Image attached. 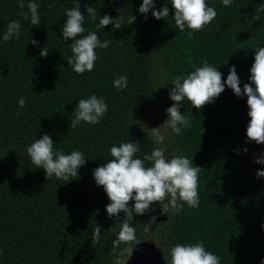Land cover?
<instances>
[{"label":"trees","instance_id":"1","mask_svg":"<svg viewBox=\"0 0 264 264\" xmlns=\"http://www.w3.org/2000/svg\"><path fill=\"white\" fill-rule=\"evenodd\" d=\"M29 2L24 0L20 9L19 0H0V264H113L112 241L125 214L119 220L108 217L110 201L103 186L96 185L93 170L112 159L113 144L140 141L139 158L157 147L135 120L149 107L158 78L168 88L169 107L175 103L169 98L172 80L205 61L222 72L224 81L235 65L241 88L250 82L256 48L264 47V0H233L230 7L222 0H206L218 15L204 31L191 35L176 27L171 0H156L147 14L139 13L143 0H79L81 11L86 6L97 11L95 20L84 12L85 28L96 31L101 41H111L107 49L96 50L101 59L95 70L83 75L69 65L72 39L62 35L65 10L75 6L74 0H34L39 26L30 22ZM165 4L168 19H155L152 12ZM118 9L125 23L121 29L96 27L104 14L117 17ZM132 15L136 20L127 25ZM14 20L21 24L20 38L3 41ZM32 39L39 44H31ZM44 47L47 57L40 55ZM121 75L128 77L122 91L113 86ZM92 95L108 105L103 120L70 128L79 99ZM248 111L247 96L237 97L227 86L202 109L190 101L181 104L191 125L172 137L193 166L201 167L200 206L185 204L179 212H169L166 222L149 225L147 233L143 229L155 212L134 214L131 223L141 238L134 251L144 256L160 249L165 257L177 243L202 241L221 258L220 264H261L264 177L257 178L256 172L264 164L255 160L264 155V144L247 141ZM43 134L52 137L56 150L84 153L87 163L79 175L66 182L36 169L27 147ZM97 225L100 241L92 245ZM162 233L158 246L154 241Z\"/></svg>","mask_w":264,"mask_h":264},{"label":"clouds","instance_id":"2","mask_svg":"<svg viewBox=\"0 0 264 264\" xmlns=\"http://www.w3.org/2000/svg\"><path fill=\"white\" fill-rule=\"evenodd\" d=\"M156 0H143L139 7L140 14H147L155 9ZM223 5L230 7L233 0H222ZM75 6L65 10L67 17L62 28L65 40L72 39V57L68 60L69 65L75 73L83 75L85 72L95 70V62L101 57L97 49H107L110 40L101 41L96 31H88L85 28V15L95 20L97 11L94 7L86 6L81 11L79 0H74ZM172 8L175 9L172 16L176 27L180 32L189 29L192 32L204 31L217 17L216 9L206 0H171ZM24 0H19V8L24 9ZM30 11V22L33 26H39L41 17L39 5L32 0L27 4ZM119 15L115 18L104 14L99 20L97 28H105L112 25L114 29H121L124 23L122 9H118ZM169 7L165 4L161 9L152 12L155 19H168ZM24 19H29L27 13L21 11ZM136 16L132 15L127 25H132ZM21 24L19 21H11L3 34V41L20 38ZM87 32V34H85ZM38 45L39 41H29ZM28 42V43H29ZM42 57L49 55L47 47L40 51ZM250 82L244 83L241 88V80L236 66L232 65L226 81L223 74L207 61L202 66L186 76L181 74L172 80L173 88L169 91V98L174 101L166 109L168 118L162 125L149 129L144 122L140 123L151 142L154 145H163L165 132L179 135L182 129L191 125L190 119L181 112V104L190 101L192 107L202 109L209 103H213L224 91L225 87L232 89L237 97L247 96L248 113L250 117L247 126V141L249 143L264 144V47L256 48L254 63L250 68ZM255 87H254V86ZM118 90H124L128 86V77L121 75L113 82ZM21 108L26 106L23 97L19 100ZM108 111V105L103 97L92 95L88 98L79 99L74 111V119L70 120V128H76L81 122L88 124H99ZM134 124V123H133ZM140 141L134 140L121 142L118 146L113 144L110 148L112 159L103 163L93 170V178L97 186H103L110 201L106 205L109 218L120 219L123 212L124 219L119 225L116 238L112 241L113 264H128L136 245L141 243L137 228L131 223L133 215L143 216L145 213L155 212L152 207L158 203L163 213L179 212L185 204L190 208L200 206L199 176L201 167L193 166L192 160L186 156L170 152L166 155V147H154L150 154L139 158L137 154L141 151ZM239 154V149L235 150ZM248 151L247 148L244 149ZM27 154L36 169L43 168L46 178L53 176L58 180L70 181L71 177L79 175V168L87 163L84 153L73 150L65 154L62 150H56L55 141L48 134H43L27 147ZM171 157V158H169ZM147 162V163H146ZM257 164H264V155L256 157ZM257 178L264 177V170H257ZM134 201V204H130ZM156 223V216L152 215L147 221L144 232L147 233L148 226ZM101 228L97 225L91 237L92 245L99 243ZM167 264H220L221 258L207 250L202 241L192 244L177 243L169 249L164 257ZM264 264V260L261 261Z\"/></svg>","mask_w":264,"mask_h":264},{"label":"rangeland","instance_id":"3","mask_svg":"<svg viewBox=\"0 0 264 264\" xmlns=\"http://www.w3.org/2000/svg\"><path fill=\"white\" fill-rule=\"evenodd\" d=\"M168 107H169L168 88L166 86V83L162 82L161 78H158L157 81L155 82L153 97L149 107L145 111L139 113L136 116V120L139 122L146 123L149 129L156 128L162 125L163 122L168 118V114L166 112V109ZM137 125L141 127L140 123H137ZM161 130L165 132V141L163 145H156V146L166 147L167 149L166 155H168L170 152H173L174 154H178V155H183L179 150V148L177 147V145L175 144L172 134L169 135L171 130L170 129L165 130L163 128H161ZM157 205L159 204L154 203L153 207L155 208ZM152 229L153 228H150V230ZM158 236H160V238H157V240L154 241V244L158 246H162L161 237L164 236V233L159 234Z\"/></svg>","mask_w":264,"mask_h":264},{"label":"water","instance_id":"4","mask_svg":"<svg viewBox=\"0 0 264 264\" xmlns=\"http://www.w3.org/2000/svg\"><path fill=\"white\" fill-rule=\"evenodd\" d=\"M156 221L164 223L168 220V213H163L160 206L155 208ZM128 264H167L164 259L163 252L160 249L148 250L144 256L141 252L134 251L132 257L129 259Z\"/></svg>","mask_w":264,"mask_h":264}]
</instances>
